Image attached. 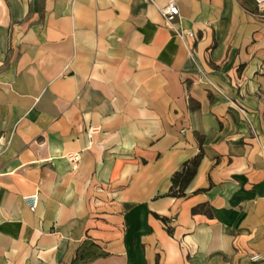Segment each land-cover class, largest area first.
I'll list each match as a JSON object with an SVG mask.
<instances>
[{
  "label": "crops",
  "instance_id": "0c3cea01",
  "mask_svg": "<svg viewBox=\"0 0 264 264\" xmlns=\"http://www.w3.org/2000/svg\"><path fill=\"white\" fill-rule=\"evenodd\" d=\"M251 251L264 0H0V264H264Z\"/></svg>",
  "mask_w": 264,
  "mask_h": 264
},
{
  "label": "built area",
  "instance_id": "2783aa9c",
  "mask_svg": "<svg viewBox=\"0 0 264 264\" xmlns=\"http://www.w3.org/2000/svg\"><path fill=\"white\" fill-rule=\"evenodd\" d=\"M255 1H260V0H255ZM258 6V3L256 4ZM162 15L164 16V19L167 21V23L172 24L174 23L175 18L178 15V7L173 3V2H169L165 7H162L160 9ZM180 36H193V32L188 31V30H182L179 33ZM213 85V84H211ZM215 87V86H214ZM236 108L238 109V111L246 118L247 117V113L246 111L239 107L236 106ZM92 131V128L89 129V133ZM67 159L73 164V166H75L78 161L80 160V153L78 152H74V153H68L66 155ZM23 201L26 204V206L30 209V210H34L36 203H37V193H32V194H27L23 196ZM247 258L250 261L253 262H263L264 263V253H260V252H255V251H251L248 253Z\"/></svg>",
  "mask_w": 264,
  "mask_h": 264
},
{
  "label": "trees",
  "instance_id": "16d2710c",
  "mask_svg": "<svg viewBox=\"0 0 264 264\" xmlns=\"http://www.w3.org/2000/svg\"><path fill=\"white\" fill-rule=\"evenodd\" d=\"M199 141H200L199 152L193 158L184 162L182 164L181 169L172 175L171 186L168 192L169 196H172V197L183 196L187 185L190 183V181L194 177L197 167L203 156V150L201 146V143H202L201 137H199ZM161 220L165 222L164 218H161Z\"/></svg>",
  "mask_w": 264,
  "mask_h": 264
}]
</instances>
